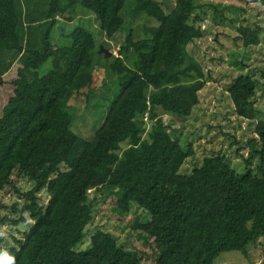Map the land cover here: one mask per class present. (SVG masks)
Here are the masks:
<instances>
[{
  "label": "trees",
  "instance_id": "obj_1",
  "mask_svg": "<svg viewBox=\"0 0 264 264\" xmlns=\"http://www.w3.org/2000/svg\"><path fill=\"white\" fill-rule=\"evenodd\" d=\"M41 1L46 12L40 16L37 2L33 7L30 0H0V93L8 97L0 114V207H6L1 192L7 186L16 187L22 176L33 183L26 192L16 188L21 201L10 206L20 213L12 223L27 220L28 213L33 224L14 238L16 244L0 247V254L7 252L12 264H144L102 229L86 249L76 248L93 218L96 196L90 199V192L117 187L122 211L135 203L149 213L135 226L153 239L150 264H213L230 250L247 255L264 236V118L257 107L264 81L241 73L228 88L236 114L254 124L249 142L260 157L257 173L250 159L237 171L222 154L205 156L191 173H182L194 144L182 134L173 137L158 109L187 118L210 77L187 49L203 36L190 22L196 0H176L171 11L158 0ZM248 1L264 7V0ZM130 3L132 20L143 14L158 21L146 26L144 38L134 39V24L126 20ZM84 10L92 17H74ZM93 16L107 39L127 23L118 55L100 54L108 41L98 47ZM260 31L238 27L245 47L260 42ZM101 66L115 73L119 86L110 107L105 97L90 100ZM76 99L90 112L85 124L93 110H104L101 119L95 117L104 119L101 125L86 135L90 139L72 129ZM126 141L129 146L122 149ZM43 190L50 195L45 207L38 202Z\"/></svg>",
  "mask_w": 264,
  "mask_h": 264
},
{
  "label": "rangeland",
  "instance_id": "obj_2",
  "mask_svg": "<svg viewBox=\"0 0 264 264\" xmlns=\"http://www.w3.org/2000/svg\"><path fill=\"white\" fill-rule=\"evenodd\" d=\"M30 1L33 7L35 2L38 4L39 9L35 11L37 15L41 16L46 12V5L44 7L42 1ZM158 1L163 3L167 11H171L176 0ZM196 2L198 6L190 22L201 28L203 36L190 42L187 49L192 56L201 62L204 69L209 72L210 77L200 91L199 103L187 118L173 116L162 109H158V113L167 118L168 130L173 137L182 134L192 140L194 144L195 154L184 162L181 167L182 173H191L195 165L200 163L205 156L214 154L224 155L228 163L237 171L245 169L246 160L250 159L248 165L257 173L256 166L260 163V157L253 154L249 142L255 137L254 124L236 114L228 88L241 73L252 74L257 80L264 81V7L248 0H196ZM132 5L133 3L128 4L125 11L126 20L128 24L129 22L134 24V39H141L148 36L145 30L146 26L156 25L158 21L156 22L154 18L143 14L135 16L132 20ZM65 16V14L59 15L58 19L61 22L58 24L63 22L62 18ZM74 17L85 19L92 17V14L84 10L77 12ZM73 21H66L65 23L70 25L73 24ZM93 22L98 47L107 40L105 48L109 49L113 55H118V48L123 43L127 23L118 30L112 39H107L104 32L100 30L99 20L94 16ZM241 25L260 27L262 29L260 42L245 47L238 32V27ZM53 34L58 37L59 29L54 28ZM54 41H56L55 38ZM10 53L8 52L7 55ZM100 54L103 55L102 52ZM2 59V61L7 62V56L2 57ZM114 77L115 73L109 71L105 66H101L96 71L93 80L96 91L90 97L92 104L99 103L105 97L108 99L107 107H110L111 101L119 91V86L115 83ZM107 89H109L108 93ZM103 93L108 96H104ZM7 99L6 92L1 91L0 114ZM71 105L74 109L73 131H81L84 134L79 133L80 135L90 139L86 135L90 134L89 129L95 133V130L101 125L104 119L98 121L95 117L99 115L101 119L104 110H93V116L85 124V116L90 113L87 108H82L85 103L76 99L71 102ZM257 107L260 110V117L264 118V94L257 100ZM94 121L95 128L93 127ZM150 125L151 121L147 120V130ZM128 146L129 143L126 141L122 143L121 147L125 149ZM16 176L17 173H14V177ZM18 180L16 187L10 185L1 192L2 201L6 207H0V220L4 216H7L8 220L5 223H0V247L16 244L14 238H22L33 224L28 213L25 214L27 220H20L17 224L12 223L13 219L20 217L19 212H14L10 208L15 201L19 202V199L21 201V196L15 189L20 188L26 192L33 186V183L24 176ZM119 195L120 189L117 187L104 189L97 194L94 191L90 192V199L96 196V199L91 201L93 218L86 227L83 241L76 248L78 250L86 249L93 233L102 229L110 232L122 248L135 253L144 264H150L156 254L153 239L135 226L137 221L147 220L149 213L135 203L131 204L129 211H122L116 203ZM49 198L50 195L43 190L39 193L38 202L42 207H45ZM247 253L245 255L239 250L224 251L214 260L213 264H264V236L251 244Z\"/></svg>",
  "mask_w": 264,
  "mask_h": 264
},
{
  "label": "clouds",
  "instance_id": "obj_3",
  "mask_svg": "<svg viewBox=\"0 0 264 264\" xmlns=\"http://www.w3.org/2000/svg\"><path fill=\"white\" fill-rule=\"evenodd\" d=\"M13 259L7 252L0 254V264H12Z\"/></svg>",
  "mask_w": 264,
  "mask_h": 264
},
{
  "label": "water",
  "instance_id": "obj_4",
  "mask_svg": "<svg viewBox=\"0 0 264 264\" xmlns=\"http://www.w3.org/2000/svg\"><path fill=\"white\" fill-rule=\"evenodd\" d=\"M99 52H104V55L106 57H111L112 56V52L109 49L105 48L104 46L100 47Z\"/></svg>",
  "mask_w": 264,
  "mask_h": 264
}]
</instances>
